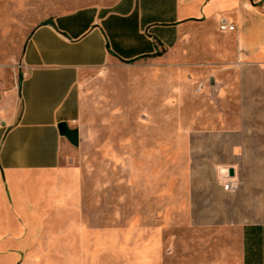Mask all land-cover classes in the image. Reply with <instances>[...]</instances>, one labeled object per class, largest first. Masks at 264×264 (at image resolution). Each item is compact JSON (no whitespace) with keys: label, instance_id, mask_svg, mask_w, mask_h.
<instances>
[{"label":"rangeland","instance_id":"1","mask_svg":"<svg viewBox=\"0 0 264 264\" xmlns=\"http://www.w3.org/2000/svg\"><path fill=\"white\" fill-rule=\"evenodd\" d=\"M117 1L0 0L2 35L23 41L53 17L109 8ZM200 57L195 49L178 47L160 57L116 61L83 73L79 146L72 145L64 162L76 172L77 199L69 207L45 209V218L56 234L75 236L69 244L77 252L88 253L68 257L58 250L42 257L35 255L36 247L26 252L32 239L19 237L32 228V212L39 219L45 213L32 208L40 180L30 175L7 191L2 177L7 203L22 230L2 226L0 236L10 237L3 244L27 247L0 251V264H148L149 259L164 264L165 259L184 258L186 249H201V238L211 230L201 223L228 219L224 185L234 158L227 112L213 111L227 105L226 66ZM57 178L43 179L56 183ZM248 212L259 215L261 210ZM65 243L61 238L54 244Z\"/></svg>","mask_w":264,"mask_h":264},{"label":"crops","instance_id":"2","mask_svg":"<svg viewBox=\"0 0 264 264\" xmlns=\"http://www.w3.org/2000/svg\"><path fill=\"white\" fill-rule=\"evenodd\" d=\"M222 19L236 30L221 31ZM178 47L195 49L207 64L226 66L227 105L213 111L227 112L234 159L228 167L227 221L201 223L211 229L201 238V249H186L185 259L164 264H264V0H118L109 8L53 17L18 42L3 37L0 22V227L22 230L2 177L7 191L30 175L38 177L32 208L45 211L40 219L32 212V228L20 233L19 240L32 239L26 252L36 247L35 255L42 257L58 250L68 257L88 253L77 252L69 244L75 236L56 234L45 218L48 209L69 207L77 199L76 172L64 165L73 146L60 125L78 129L83 73ZM52 175L58 176L56 183L43 179ZM248 210L261 212L249 216ZM8 238L0 236V251L23 250L3 244ZM61 238L67 242L63 247L54 244Z\"/></svg>","mask_w":264,"mask_h":264},{"label":"water","instance_id":"3","mask_svg":"<svg viewBox=\"0 0 264 264\" xmlns=\"http://www.w3.org/2000/svg\"><path fill=\"white\" fill-rule=\"evenodd\" d=\"M60 128L62 136L66 137L73 146L78 147L80 141L79 130L71 129L67 124H61Z\"/></svg>","mask_w":264,"mask_h":264},{"label":"built area","instance_id":"4","mask_svg":"<svg viewBox=\"0 0 264 264\" xmlns=\"http://www.w3.org/2000/svg\"><path fill=\"white\" fill-rule=\"evenodd\" d=\"M219 28L223 32L235 31L236 30V27L233 24H231L226 19H222L221 20ZM230 187H231V184L226 182L225 185H224V189L227 191V190H229Z\"/></svg>","mask_w":264,"mask_h":264},{"label":"bare ground","instance_id":"5","mask_svg":"<svg viewBox=\"0 0 264 264\" xmlns=\"http://www.w3.org/2000/svg\"><path fill=\"white\" fill-rule=\"evenodd\" d=\"M153 246H154V244H153ZM153 246H151V247H153ZM147 248H148V247H147ZM147 248H146V249H147ZM153 248H154V247H153ZM151 249H152V248H151ZM151 249H150V250H151Z\"/></svg>","mask_w":264,"mask_h":264},{"label":"trees","instance_id":"6","mask_svg":"<svg viewBox=\"0 0 264 264\" xmlns=\"http://www.w3.org/2000/svg\"><path fill=\"white\" fill-rule=\"evenodd\" d=\"M129 63H131V62H129Z\"/></svg>","mask_w":264,"mask_h":264}]
</instances>
